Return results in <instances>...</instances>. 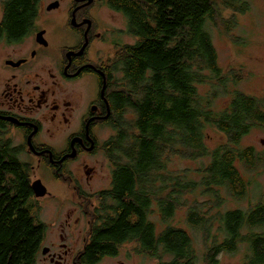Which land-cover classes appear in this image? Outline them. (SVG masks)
I'll use <instances>...</instances> for the list:
<instances>
[{
    "label": "trees",
    "instance_id": "trees-1",
    "mask_svg": "<svg viewBox=\"0 0 264 264\" xmlns=\"http://www.w3.org/2000/svg\"><path fill=\"white\" fill-rule=\"evenodd\" d=\"M35 2L10 0L9 26L3 27L8 36L29 30ZM239 3L222 0L225 9L245 12L247 5ZM107 6L124 16V32L137 42L123 46L118 58L123 119L107 145L113 181L92 210L96 218L81 261L100 264L135 242L159 264H219V255L241 246L243 264H264V203L222 211V193L237 201L248 197L251 184L242 171L264 168V153L241 145L253 129H264V96L238 92L242 78L219 67L211 31L221 19L218 2L108 0ZM203 85L211 91L201 94ZM218 90L229 95L221 110L213 106ZM128 114L134 119L126 120ZM209 128L223 136L213 148ZM5 134L0 131V264H37L48 227L39 216L30 166ZM178 157L203 165L194 173L169 171ZM179 208L187 209L186 228L172 225Z\"/></svg>",
    "mask_w": 264,
    "mask_h": 264
},
{
    "label": "flooded vegetation",
    "instance_id": "flooded-vegetation-1",
    "mask_svg": "<svg viewBox=\"0 0 264 264\" xmlns=\"http://www.w3.org/2000/svg\"><path fill=\"white\" fill-rule=\"evenodd\" d=\"M107 2L36 0L29 30L8 36L4 18L13 6L0 0V131L20 137L21 159L40 175L34 181L64 186L86 219L80 249L61 244V252L52 253L43 245L50 251L44 256L41 250V255L51 264H85L81 260L96 218L90 207H98L100 193L113 181L107 145L123 119L118 58L126 45L120 43L119 31L97 17ZM97 180H108V189L93 191ZM45 198L57 200L52 195L35 199ZM74 212L65 221L67 229ZM81 220L76 218L74 226Z\"/></svg>",
    "mask_w": 264,
    "mask_h": 264
},
{
    "label": "rangeland",
    "instance_id": "rangeland-1",
    "mask_svg": "<svg viewBox=\"0 0 264 264\" xmlns=\"http://www.w3.org/2000/svg\"><path fill=\"white\" fill-rule=\"evenodd\" d=\"M51 0H46L49 2ZM67 1V0H65ZM218 2L220 20L212 27L213 45L218 55V64L222 69L223 74H237L242 80L235 88L238 92L248 96H254L263 99L264 96V0H239L240 3L247 5V10L243 13L236 10L225 9L222 5V0ZM240 3L236 6H240ZM60 17L61 15H56ZM97 17L100 22L107 24L112 29L119 31L120 43L123 45H134L137 40L126 34V19L123 15L112 11L107 6L102 7L97 12ZM120 77V76H119ZM201 94H206L211 91V86L203 85L199 88ZM229 100V95L218 90L213 106L216 110H221ZM134 119V115H126V120ZM207 144L210 148L217 145L222 140V135L214 128H209L206 132ZM5 139L10 140L12 145L17 147L20 144V137L14 135L13 131H7ZM264 140V129H253L250 134L245 137L241 145L245 148H253L259 153H264V145L261 144ZM24 160V159H23ZM169 171L182 172L190 171L194 173L203 165L201 160H188L174 158L169 163ZM108 172V171H107ZM33 174L35 177H33ZM245 179L250 182L251 186L248 191V197L245 200L237 201L228 194L222 193L224 205L222 211L229 210H246L250 205L254 206L259 202L264 203V168L260 167L255 172L242 171ZM40 175L37 172L32 173L31 181L38 179ZM193 179L199 180V177L192 175ZM45 186L52 197L57 200L50 199L39 200L40 212L39 216L42 222L48 227L47 238L45 245L51 248L52 253L61 252L60 245L65 244L71 249L77 250L82 247V237L86 228V219L78 211V206L72 201L70 191L64 186L54 183L52 180H45ZM110 183L103 180H97L93 184V191L99 192L108 189ZM69 198V199H68ZM199 201H204L199 197ZM93 206L96 201L93 198ZM94 209L90 207L92 211ZM73 213V218L70 220L71 229L65 227V221L69 214ZM172 225L177 227L185 226V218L187 215L186 208H179L175 212ZM81 217V223L74 226L76 218ZM153 218L151 217V220ZM154 221L158 223L157 217ZM66 229V238L62 241L60 234L62 228ZM71 232V233H70ZM84 244V243H83ZM203 238L201 235L197 237L196 249L199 256L202 258L204 252ZM246 248L241 246L237 253H222L219 255V264H243L246 256ZM164 261L170 260L165 257ZM159 264V261L143 254L137 243H127L120 247L119 254L115 258H105L100 264ZM37 264H51L47 259L40 254Z\"/></svg>",
    "mask_w": 264,
    "mask_h": 264
},
{
    "label": "water",
    "instance_id": "water-1",
    "mask_svg": "<svg viewBox=\"0 0 264 264\" xmlns=\"http://www.w3.org/2000/svg\"><path fill=\"white\" fill-rule=\"evenodd\" d=\"M91 3V0H88V5ZM56 7V4L51 5L50 9ZM72 23H75V19L73 17L72 19ZM10 121H14L12 119H9ZM15 122V121H14ZM263 143V142H262ZM31 188L32 191L34 193L35 198H43L45 196H50L51 194L48 192L46 186L41 182V180H35L34 182H32L31 184ZM50 249L45 247L44 249H42V255H47L49 254ZM119 264H124V263H119Z\"/></svg>",
    "mask_w": 264,
    "mask_h": 264
}]
</instances>
